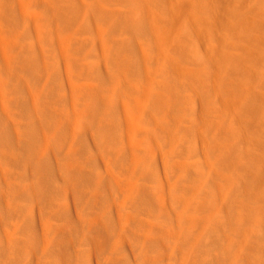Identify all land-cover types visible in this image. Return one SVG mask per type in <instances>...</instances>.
Here are the masks:
<instances>
[{
  "label": "bare ground",
  "instance_id": "obj_1",
  "mask_svg": "<svg viewBox=\"0 0 264 264\" xmlns=\"http://www.w3.org/2000/svg\"><path fill=\"white\" fill-rule=\"evenodd\" d=\"M38 2L0 0V20L24 19L36 36L37 43L22 48L17 41L21 54L41 56L46 65L45 70H31V63L20 61L14 65L16 44L0 24V49L6 55L0 62V92L7 93L8 84L21 82L26 72L34 76L30 83L48 90L55 103L65 102L62 62L70 92L86 99L83 119L91 110L99 116L103 106L102 118L110 120L103 129L106 139L122 123L120 110L145 115L166 132L156 140L154 153L160 151L164 159L173 153L179 157L164 163L158 162V152L143 157L145 173L154 180L165 170L161 184L168 186L173 211L163 205L168 195L161 189L135 191L137 184L122 189L126 203L156 211L152 222L137 221L147 234L135 251L136 264H226L225 253L234 258L233 264H264V0H74L76 12L67 6L63 18L74 29L65 37L55 36L56 42L39 6L43 0ZM84 33L89 36L80 37ZM49 45L54 52L47 50ZM83 46L99 60L82 64V71L106 84L105 96L80 78L81 55L74 48ZM14 68L23 74L14 75ZM28 99L41 102V93L30 89ZM238 128L246 130L245 137ZM220 135L226 141L216 140ZM202 143L213 151L205 157L208 167L191 160L201 156ZM246 153L249 159H244ZM196 169L204 180L178 195L187 188L184 175ZM232 177L252 186V200H240V185ZM107 196L99 186L93 200L103 202ZM155 199L162 204L151 203ZM226 206L232 211L224 213ZM64 209L59 207V217L70 214ZM55 227L61 235L66 226ZM99 263L124 261L101 257Z\"/></svg>",
  "mask_w": 264,
  "mask_h": 264
},
{
  "label": "rangeland",
  "instance_id": "obj_2",
  "mask_svg": "<svg viewBox=\"0 0 264 264\" xmlns=\"http://www.w3.org/2000/svg\"><path fill=\"white\" fill-rule=\"evenodd\" d=\"M73 2L56 1L49 5L43 0L39 4L53 30L51 39L54 42L59 40L55 36L65 37V33L74 29L69 27L71 23L64 24L63 21L67 6L73 9ZM60 22L65 31H60ZM76 23L80 25V21ZM0 24L1 30L16 44L12 63H31V70L40 66L45 70V59L41 56L21 54L23 45L37 43L34 32L27 29L26 20L10 17L0 20ZM86 36L89 35H80ZM74 49L81 55L78 66L83 84L97 85L98 92L105 96L106 84L86 77L82 71V64L93 63L99 56L87 55L86 46ZM47 50L54 52L50 45ZM0 55L1 62L6 56L1 49ZM58 63L60 77L64 78L66 86L62 92L65 102L55 103L48 90L37 89L30 83L34 76L15 68L14 75L23 74L21 82L11 81L7 93L0 92V264H100L101 257H122L124 264H136L135 251L141 248V240L147 234L137 221L152 222L156 211L139 201L133 202L139 205H131V200L126 203L122 189L137 184L135 191L144 192L146 187L161 189L168 195L166 182L164 186L161 184L165 170L159 176L155 175L154 180L145 173L144 166H148L143 163V157L145 152L151 157L159 154V163L179 157L173 153L164 159L160 151L154 153L158 148L156 140L162 139L166 132L157 126L154 118L145 115H128L120 110L118 113H122L117 118L122 123L106 139L103 129L110 120L102 118L103 106L97 110L99 116L91 110L87 119H83L80 114L84 112L86 99L70 92L67 69L62 62ZM30 89L41 93V102L28 99ZM2 103H5L4 108ZM128 105L133 106V101L130 100ZM230 121L233 118L230 117ZM80 129L86 132H79ZM238 129L245 137L246 130ZM122 138L124 141L120 142ZM216 140L222 142L226 138L220 135ZM200 149L201 156L191 160L199 161L198 166L208 167L205 157L213 151L203 143ZM249 157L246 153L244 159ZM203 180L198 169L185 174L183 182L187 188L178 190L177 194L184 195ZM232 183L240 185L241 201L252 200V186L238 177H232ZM99 186L108 194L103 202L93 200ZM151 203L162 204L157 199ZM163 205L170 211L175 208L169 195ZM60 206L70 210L67 217H59ZM227 210L232 211L231 207L223 208L224 213ZM134 217L137 220L132 221ZM57 225L66 226L67 231L63 229L58 235ZM125 243L130 246L123 247ZM223 257L226 264H233L234 258L226 253Z\"/></svg>",
  "mask_w": 264,
  "mask_h": 264
}]
</instances>
